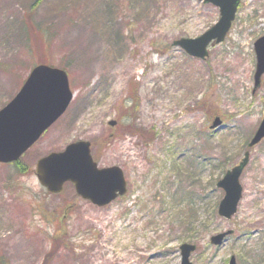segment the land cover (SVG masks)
I'll return each instance as SVG.
<instances>
[{
	"label": "rangeland",
	"instance_id": "obj_1",
	"mask_svg": "<svg viewBox=\"0 0 264 264\" xmlns=\"http://www.w3.org/2000/svg\"><path fill=\"white\" fill-rule=\"evenodd\" d=\"M219 17L200 0H0V109L38 63L63 68L74 92L18 163H0L8 264H181L183 243L193 264H264V139L247 144L264 115V75L253 91L264 0H241L205 59L174 44ZM79 140L98 168H122L126 194L99 206L72 182L59 194L39 183L37 160ZM247 150L237 212L221 216L217 183Z\"/></svg>",
	"mask_w": 264,
	"mask_h": 264
},
{
	"label": "water",
	"instance_id": "obj_2",
	"mask_svg": "<svg viewBox=\"0 0 264 264\" xmlns=\"http://www.w3.org/2000/svg\"><path fill=\"white\" fill-rule=\"evenodd\" d=\"M220 8L219 21L205 33L196 38H182L175 41L190 55L204 58L208 55L211 41L224 40L235 19L240 0H204ZM256 53V71L254 88L261 85L264 74V35L254 42ZM73 92L65 70L41 63L32 68L17 94L0 109V162L18 160L41 135L67 110ZM111 125L116 121H111ZM222 120L217 116L211 128L218 127ZM264 138V117L252 136L249 146H255ZM249 161V152H245L241 162L228 170L217 186L225 191L220 201L218 213L231 218L238 208L243 187L240 176ZM39 182L51 193H59L66 181L75 184L76 191L93 203L104 206L127 192V181L119 166L99 169L93 161L90 142L78 141L69 144L61 152H51L40 158L36 164ZM233 230L213 235L214 245H221ZM181 264H193L190 256L196 249L195 244L183 243ZM229 264H236L232 256Z\"/></svg>",
	"mask_w": 264,
	"mask_h": 264
},
{
	"label": "trees",
	"instance_id": "obj_3",
	"mask_svg": "<svg viewBox=\"0 0 264 264\" xmlns=\"http://www.w3.org/2000/svg\"><path fill=\"white\" fill-rule=\"evenodd\" d=\"M18 163V162H17ZM0 264H8L7 259L5 258V256H0Z\"/></svg>",
	"mask_w": 264,
	"mask_h": 264
}]
</instances>
